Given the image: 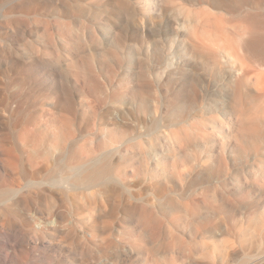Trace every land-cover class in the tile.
Masks as SVG:
<instances>
[{
	"label": "rangeland",
	"instance_id": "obj_1",
	"mask_svg": "<svg viewBox=\"0 0 264 264\" xmlns=\"http://www.w3.org/2000/svg\"><path fill=\"white\" fill-rule=\"evenodd\" d=\"M126 1L124 56L103 12L87 25L59 18L62 0H0V140L29 133L45 154L31 166L18 151L22 189L0 187V264H264V136L239 132L255 104L224 79L253 4ZM39 61L76 95L67 111L29 78L13 98Z\"/></svg>",
	"mask_w": 264,
	"mask_h": 264
},
{
	"label": "bare ground",
	"instance_id": "obj_2",
	"mask_svg": "<svg viewBox=\"0 0 264 264\" xmlns=\"http://www.w3.org/2000/svg\"><path fill=\"white\" fill-rule=\"evenodd\" d=\"M64 5L57 10L59 18L64 16H74L81 20L85 19V12H89L92 15L98 14L99 12L105 13L104 20L108 25L114 26V30L117 35V47L123 52L124 56L128 53L127 40L128 37L121 33L119 27L116 26L117 15L130 14V7L126 0H101L102 3L95 1L94 3H78L71 4L66 0H62ZM100 1V2H101ZM108 1L111 4L108 5ZM234 4L240 5L245 4V2H251L253 5L252 11H249L244 15L245 21L250 25L249 29L243 28L242 32L237 34L236 44L233 45L229 55L232 59L239 63V69L237 74H225L224 79L227 82H238V92L236 93V100L239 99L238 103L247 101L251 99L255 104V110L252 115H247V111L240 112L238 118H242L241 125L239 127V132L248 136H264V0H232ZM216 4H221L222 0H214ZM106 3V4H105ZM45 4V1H44ZM98 11V12H97ZM84 13V14H83ZM89 20V19H87ZM85 21V20H84ZM202 19L198 18L197 22H201ZM86 22V21H85ZM89 22V21H88ZM87 23V22H86ZM90 23V22H89ZM87 23V25H90ZM92 25V24H91ZM95 31V29H94ZM194 37V36H193ZM101 43L106 46L110 45V36L106 33L103 34ZM113 46V43H112ZM201 52H203L201 50ZM230 58V57H229ZM31 62L27 63L24 69H22V74H25V78H21L22 87L17 92L13 98L21 97L20 101L17 102L19 105L24 104L26 99L29 97L30 93L24 90V84L29 78L31 83V88H37L43 92L42 97L47 98V95L52 99L54 108L59 110V112H65L69 107L74 106L76 102V95L70 89L67 82L58 81L59 77L58 69L48 62L39 61L41 63L40 67L33 72L32 67H30ZM10 70H14L15 62L7 60L4 62ZM237 78V79H236ZM16 79V78H14ZM244 82V84H242ZM1 93V90H0ZM17 111V109H14ZM64 119L67 123L73 121L68 116ZM34 136L24 134L21 139L16 143V145H9L3 143L4 140H0V187L4 192L21 190L23 186L22 178H24L25 166H22V155L19 154L20 151L26 156L28 162L32 166L33 163H40L41 159L45 155L41 153L40 146L38 148L33 147ZM112 138L108 140L111 142ZM22 146L26 148L23 150ZM62 143L57 141L49 146L52 148H61ZM74 158V157H73ZM71 158V159H73ZM87 157H81L75 159L73 163L78 161H83ZM24 169V172H21ZM104 170H107L106 168ZM32 173V172H31ZM86 178H101L104 173L98 172L95 167L91 166L87 168ZM37 173H32V179H35ZM157 177V176H155ZM51 223H54L52 220Z\"/></svg>",
	"mask_w": 264,
	"mask_h": 264
}]
</instances>
